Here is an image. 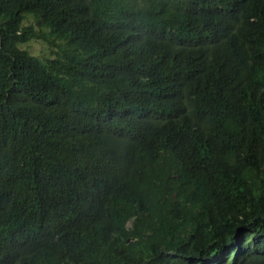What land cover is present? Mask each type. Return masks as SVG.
Wrapping results in <instances>:
<instances>
[{"label": "trees", "instance_id": "16d2710c", "mask_svg": "<svg viewBox=\"0 0 264 264\" xmlns=\"http://www.w3.org/2000/svg\"><path fill=\"white\" fill-rule=\"evenodd\" d=\"M0 264H264V0H0Z\"/></svg>", "mask_w": 264, "mask_h": 264}, {"label": "rangeland", "instance_id": "374dc122", "mask_svg": "<svg viewBox=\"0 0 264 264\" xmlns=\"http://www.w3.org/2000/svg\"><path fill=\"white\" fill-rule=\"evenodd\" d=\"M24 24H30L32 23V19L30 16H28L26 18V20H24L23 22ZM30 51L32 54L34 55H38V53H40L42 56L44 55H49V50L47 48V46L43 45L41 42L35 41L32 42L30 45Z\"/></svg>", "mask_w": 264, "mask_h": 264}, {"label": "clouds", "instance_id": "9594fccd", "mask_svg": "<svg viewBox=\"0 0 264 264\" xmlns=\"http://www.w3.org/2000/svg\"><path fill=\"white\" fill-rule=\"evenodd\" d=\"M129 225V224H128Z\"/></svg>", "mask_w": 264, "mask_h": 264}]
</instances>
